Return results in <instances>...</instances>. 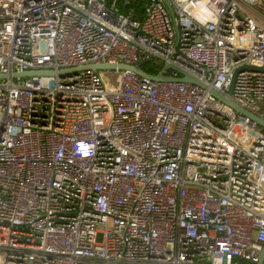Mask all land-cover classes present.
<instances>
[{"label": "built area", "instance_id": "1", "mask_svg": "<svg viewBox=\"0 0 264 264\" xmlns=\"http://www.w3.org/2000/svg\"><path fill=\"white\" fill-rule=\"evenodd\" d=\"M167 2L0 0V264L259 261L264 0Z\"/></svg>", "mask_w": 264, "mask_h": 264}, {"label": "water", "instance_id": "2", "mask_svg": "<svg viewBox=\"0 0 264 264\" xmlns=\"http://www.w3.org/2000/svg\"><path fill=\"white\" fill-rule=\"evenodd\" d=\"M165 3L167 4V6L170 8L169 3L167 2V0H164ZM87 69V68H92L94 70H100V69H109V70H115V69H124V70H128L136 75H139L141 77H147L150 78L152 80H158V81H168V82H173V81H179V82H188V83H195L200 85L201 87H206V85L204 83H202L200 80H198L196 77H194L193 75H188L186 73H183L182 71H179V73L181 74V76H165L163 74V71L157 72L155 75H151L148 72H146L143 69V66H141L140 63H137L136 65H130V64H126V63H121L118 62L117 64H113V63H100V64H89V65H82V67L77 68V67H73L71 70H78V69ZM172 68L171 66L166 65L164 69H170ZM245 69H249V70H254V71H258L264 74V66L263 67H257V66H253V65H249L246 64L245 66H242L240 68H238L236 70V72L232 75L231 79H230V84L228 86V90L226 91V95H223L222 93L216 91L213 88H210L209 92L215 96L217 99L223 101L226 104H229L230 106H232L235 110H237L239 113H241L242 115L251 118L252 120L256 121L260 126H262L264 128V119L262 117H259L257 114L253 113L252 111L248 110V109H244L241 106H239L238 104H236L233 100H231L227 95H229L232 91V87L234 84V77L235 74L238 71L241 70H245ZM68 70H64V71H69ZM64 71H60L59 73L62 74L64 73ZM46 74H55V72L53 70H46V71H28V72H13L12 76L16 77V76H22V77H28V75H46ZM6 75L5 74H0V77L4 78ZM264 253V247L263 250L261 252V257L259 259V261L257 262V264H262L261 259Z\"/></svg>", "mask_w": 264, "mask_h": 264}, {"label": "trees", "instance_id": "3", "mask_svg": "<svg viewBox=\"0 0 264 264\" xmlns=\"http://www.w3.org/2000/svg\"><path fill=\"white\" fill-rule=\"evenodd\" d=\"M140 4H142L141 1L138 2L137 6H140ZM142 66H143V69H144L146 72L150 73V74H155V72H156L157 69H158V68L152 69V68H150V66H148L147 64H144V65H142ZM263 104H264V102H263ZM263 104H262L261 109H260L261 111H264Z\"/></svg>", "mask_w": 264, "mask_h": 264}, {"label": "rangeland", "instance_id": "4", "mask_svg": "<svg viewBox=\"0 0 264 264\" xmlns=\"http://www.w3.org/2000/svg\"><path fill=\"white\" fill-rule=\"evenodd\" d=\"M116 76L117 74L115 73H112V76L105 75V77L112 82H114ZM263 108H264V104H263Z\"/></svg>", "mask_w": 264, "mask_h": 264}]
</instances>
